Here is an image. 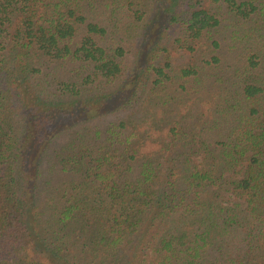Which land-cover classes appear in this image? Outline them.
Returning a JSON list of instances; mask_svg holds the SVG:
<instances>
[{"label": "trees", "instance_id": "1", "mask_svg": "<svg viewBox=\"0 0 264 264\" xmlns=\"http://www.w3.org/2000/svg\"><path fill=\"white\" fill-rule=\"evenodd\" d=\"M0 264H264V0H0Z\"/></svg>", "mask_w": 264, "mask_h": 264}, {"label": "rangeland", "instance_id": "2", "mask_svg": "<svg viewBox=\"0 0 264 264\" xmlns=\"http://www.w3.org/2000/svg\"><path fill=\"white\" fill-rule=\"evenodd\" d=\"M179 39V42H173L172 46H168L169 52H164L163 57L164 60L162 61V66L165 62H171L172 66L174 67V72L176 74H181L184 69H190L194 65H200L202 61V50H195L197 47L190 48L194 44L187 46L183 45L184 41L182 37H176ZM191 43V40H189ZM168 55H170L168 57ZM170 71V70H168ZM180 80L179 78L176 81ZM179 86V85H178ZM182 94L184 91L182 90ZM194 105V104H193ZM199 105V106H198ZM195 106V111H199L204 109V101L199 103ZM193 110V111H194Z\"/></svg>", "mask_w": 264, "mask_h": 264}]
</instances>
